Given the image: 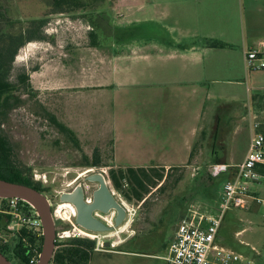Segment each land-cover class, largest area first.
Returning <instances> with one entry per match:
<instances>
[{
    "label": "rangeland",
    "instance_id": "rangeland-1",
    "mask_svg": "<svg viewBox=\"0 0 264 264\" xmlns=\"http://www.w3.org/2000/svg\"><path fill=\"white\" fill-rule=\"evenodd\" d=\"M52 2L0 0V40L9 35L34 36L24 38L18 49L9 74L13 84L12 108L1 117V127L12 142L15 161L28 170L34 183L46 189L44 193L53 214L61 203L62 193L81 182L97 186L85 180L87 174L81 176L89 169L104 173L116 196L130 205L131 214L120 227L101 232L115 246L95 252L90 264H168L165 258L169 246L189 208L200 205L210 213L219 209L216 203H209L203 197L205 185L212 187L208 166L215 162L213 158L241 162L249 148V135L233 139L227 124L230 116L225 113L224 126L217 129L221 136H214L217 123L209 110L205 133L199 136L191 163L171 169L154 167L155 172L150 173L163 174V180L151 187L142 201L127 199L110 179V143L102 142L98 137L100 131L92 130L91 126L86 128L87 123L101 118L102 109L100 92L86 88L83 81L100 78L103 42L114 34L132 35L144 24L115 26L118 22L112 11L115 0H92L97 8L63 13L53 12ZM34 21L44 24L36 23L31 28ZM20 76L27 81H22ZM89 116L93 119L88 120ZM57 121L69 131L57 126ZM70 121L76 129H71ZM217 141L222 142L213 154V144ZM97 159L102 162L100 165L94 164ZM250 192L264 197V179L252 183ZM62 217L65 221L55 218L57 231L71 230L70 208L63 209ZM242 229H245L242 234L237 235ZM217 242L243 255L241 264H264V206L253 204L251 209L226 210ZM11 243L8 255L17 262L14 252L21 241L14 238Z\"/></svg>",
    "mask_w": 264,
    "mask_h": 264
},
{
    "label": "crops",
    "instance_id": "crops-1",
    "mask_svg": "<svg viewBox=\"0 0 264 264\" xmlns=\"http://www.w3.org/2000/svg\"><path fill=\"white\" fill-rule=\"evenodd\" d=\"M112 11L115 26L144 25L103 42L100 78L83 81L101 95L102 116L86 128L110 143V168L188 166L209 110L214 136L226 113L233 139L250 140L254 116L264 117V70L250 71L245 57L263 49L264 0H115Z\"/></svg>",
    "mask_w": 264,
    "mask_h": 264
},
{
    "label": "built area",
    "instance_id": "built-area-1",
    "mask_svg": "<svg viewBox=\"0 0 264 264\" xmlns=\"http://www.w3.org/2000/svg\"><path fill=\"white\" fill-rule=\"evenodd\" d=\"M261 44L263 49H249L246 52V66L250 71L264 70V41ZM262 166H264V117L255 115L245 158L236 164L211 163L208 166V172L213 177L224 173L230 175L223 183L218 211L210 213L208 210L201 209L200 205L189 208L187 215L179 222L169 246L168 255L165 258L168 264H241L245 259L244 256L221 246L217 242V237L224 213L229 208H247L252 203L264 206V197L250 192L252 183L261 182L264 179V174L259 170ZM85 188V199L90 203L92 192L88 190L89 185L86 184ZM60 196L61 203L54 208V217L65 221L62 217L63 209L70 208L69 220L72 229L58 230L56 240L86 237L97 240L96 249L105 248L108 236L96 234L78 225L75 220L77 216L75 205L61 201ZM121 202L128 217L132 208L125 201L121 200ZM95 214L108 224H113L116 212L113 210L109 214H103L96 211ZM14 238L24 243L28 263L36 264L43 246L41 245L43 225L39 213L34 206L21 198L0 197V245L10 249L11 240ZM112 246L115 245L112 244Z\"/></svg>",
    "mask_w": 264,
    "mask_h": 264
},
{
    "label": "trees",
    "instance_id": "trees-1",
    "mask_svg": "<svg viewBox=\"0 0 264 264\" xmlns=\"http://www.w3.org/2000/svg\"><path fill=\"white\" fill-rule=\"evenodd\" d=\"M50 6L52 7L53 12L63 13L82 9L87 10L91 6L97 8L98 5H94L92 0H53ZM36 23L43 26L44 21H34L31 28L35 27ZM39 25H37V27ZM90 35L93 36V33H90ZM23 36L24 35H9L8 37H3V40H0V178L32 186L44 193L46 192V189H44L39 183H34L31 180L28 170L21 167L15 161L12 142L7 133L1 127V117L8 109L12 108L10 93L13 84L10 81L9 74L13 68L15 57L20 45L24 42V38L27 40L34 37ZM207 44L211 47L224 46L223 43L218 41H208ZM21 79L24 82L27 81V78L25 77H21ZM56 124L61 129L69 131L62 123L57 121ZM193 155L194 153L192 156ZM98 159L94 162L95 165H100V163H102ZM259 170L264 174V166ZM151 171L155 172V169L112 167L109 169V175L115 189L121 192L127 199L142 201L150 192V188L157 186L164 178V175L159 173L154 174L157 177L153 176L150 173ZM229 176V174L224 173L218 177H213L208 172V180L211 182L212 187H210V184H207V186L205 185L203 193L205 201H208L209 203L213 202L216 203L218 207L220 206L222 186ZM41 245H43V239H41ZM18 246V249L15 250V254L19 261L14 263L29 264L24 243H21ZM96 248L97 242L91 238L75 237L63 241L56 240V248L50 264H90L91 258L96 252ZM0 250L11 260L6 247L0 245Z\"/></svg>",
    "mask_w": 264,
    "mask_h": 264
},
{
    "label": "water",
    "instance_id": "water-1",
    "mask_svg": "<svg viewBox=\"0 0 264 264\" xmlns=\"http://www.w3.org/2000/svg\"><path fill=\"white\" fill-rule=\"evenodd\" d=\"M85 174H87L85 175L86 181L97 183L92 191V201L90 203L86 201V188L82 184L71 192H64L60 200L74 204L77 209L76 223L92 232H108L120 227L126 220L127 212L111 188L106 175L90 169ZM0 197H18L36 208L43 225V246L36 264H50L56 248L57 227L52 205L46 194L32 186L0 178ZM113 210L116 212L113 225H109L95 214L96 211L109 214ZM110 246L111 242L106 241L105 247ZM0 264L15 263L0 250Z\"/></svg>",
    "mask_w": 264,
    "mask_h": 264
},
{
    "label": "flooded vegetation",
    "instance_id": "flooded-vegetation-1",
    "mask_svg": "<svg viewBox=\"0 0 264 264\" xmlns=\"http://www.w3.org/2000/svg\"><path fill=\"white\" fill-rule=\"evenodd\" d=\"M80 184H82V185H86L87 183H84V182H81ZM96 185H97V183H95ZM79 185V184H78ZM78 185H76L75 187H73L70 191H73ZM88 185V184H87ZM95 188V186L94 185H89V192H92L93 191V189ZM114 224V223H113ZM113 224H109V225H113ZM118 228V227H117ZM117 228H114V229H112L111 231H113V230H115V229H117ZM111 242V246H112V241H110ZM115 245V244H114Z\"/></svg>",
    "mask_w": 264,
    "mask_h": 264
},
{
    "label": "bare ground",
    "instance_id": "bare-ground-1",
    "mask_svg": "<svg viewBox=\"0 0 264 264\" xmlns=\"http://www.w3.org/2000/svg\"><path fill=\"white\" fill-rule=\"evenodd\" d=\"M85 175V172L81 174V176H84ZM209 211V210H208Z\"/></svg>",
    "mask_w": 264,
    "mask_h": 264
}]
</instances>
